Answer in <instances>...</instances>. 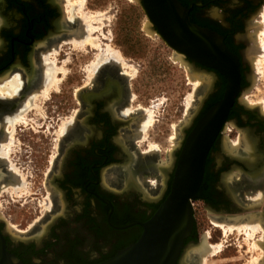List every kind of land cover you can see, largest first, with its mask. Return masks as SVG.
<instances>
[{
    "label": "flooded vegetation",
    "instance_id": "obj_1",
    "mask_svg": "<svg viewBox=\"0 0 264 264\" xmlns=\"http://www.w3.org/2000/svg\"><path fill=\"white\" fill-rule=\"evenodd\" d=\"M179 1L190 8L193 23L222 37L237 57L240 73V88L208 150L194 200L219 220L248 219L260 226V252L253 251L249 257L257 259L254 264H264V197H246V192H264V112L240 99L251 67L246 29L264 0ZM210 9L222 10L221 19L212 16ZM79 25L66 16L64 0H0V87L18 74L23 80L16 95L0 93V191L8 185L22 186L25 181L20 173L30 171L33 183L41 188L35 199L41 201L46 193L45 202L49 190L53 205L42 232L35 227L16 230L6 226L0 214V248L4 246L22 264H98L137 241L143 232L141 223L152 217L171 191L187 137L198 120L223 100L229 82L218 69L193 65L186 58L189 71L211 74L215 82L210 88L205 85L209 93L199 100L196 116L191 115L182 127V140L171 156L168 154L169 162L139 148L143 110H129L132 78L128 67L112 56L96 66L88 82L79 79L86 83L76 90L73 115L64 116V108L51 104L43 121L33 116V106L26 110L30 115L25 118L27 126L17 129L23 121L18 122L16 115L42 86L46 55L51 49L58 50L59 56L66 54L62 48L65 40L80 37V28L84 30L81 36L86 33ZM235 134L242 138L240 146L225 149V139ZM16 142L24 146L18 158L9 151ZM161 171L165 176L159 190L143 196L142 190L148 186V180L143 179L154 174L160 178ZM196 234L194 215L193 229L176 264H200L204 250L190 249L196 244Z\"/></svg>",
    "mask_w": 264,
    "mask_h": 264
},
{
    "label": "rangeland",
    "instance_id": "obj_2",
    "mask_svg": "<svg viewBox=\"0 0 264 264\" xmlns=\"http://www.w3.org/2000/svg\"><path fill=\"white\" fill-rule=\"evenodd\" d=\"M75 1L64 0L66 16L72 22H77L80 26H84L85 31L87 30L85 28L86 25H82V22H80L83 19V24H85V15L99 13L103 15L99 16L101 18L100 20L98 19L99 21L94 20V23L91 22L92 26L98 28L97 31L91 32V35L98 38L101 47L100 49H96L86 45L83 48H77V46L75 48L72 42L81 37L73 36L65 40L62 47L66 54L59 56L58 50H55V53L52 50L50 54H47L46 58L50 60V63H53L54 59H56L54 64L57 69L60 67L63 68L61 70L58 69L59 72L57 71L58 74L56 73V76L58 75L57 79H60L57 88H51V92L44 99H42L43 95L40 93L42 87L38 92H34L35 94L38 93V98L35 100L36 106L34 107L36 108L34 111L36 114L33 116L44 121L46 118V109L51 104L64 108V116L73 115L71 110L73 109V103L77 100V88L83 85V83H86L85 81L88 82L91 73L98 65L96 63L98 57L104 54V51L109 45L111 51L119 55V59L117 60L121 63L124 61L122 64L125 63L129 67L126 70L133 82L132 106H129V109L140 108L144 113L139 130L140 137L137 142L139 148L149 154H157L161 162H169L168 154L178 148L182 140V127L193 114L196 116L195 108L199 100L209 93L210 89L208 90L207 88H210L209 86L214 84V76L211 74H204L205 76L203 74L197 75L195 72L193 76L188 75L190 73L185 62L181 61V58L178 56V58L176 57L175 51L164 42L159 34L146 27L149 25L147 24L149 19L139 0H85L84 8L82 7L83 13L77 10L78 12L75 11L74 17H72L70 5L75 3ZM210 10L212 16L221 19L222 10ZM263 12L264 4L258 9L256 15L252 16L251 23L246 29L248 37L250 38V46L248 48L253 47L248 53L250 54V56L248 55V59L251 64L249 83L240 96L242 101L252 106H258L261 112H264V51H262L260 43L261 32L264 31V25H262ZM79 13L85 15H79ZM72 39L73 41L71 42ZM99 50L101 51L99 52ZM125 64L124 66H126ZM46 69L47 67H45ZM90 69L93 71L91 72ZM63 71L65 73L64 75H62ZM81 78L85 79V81L78 82ZM206 84L207 88L205 89ZM194 96L195 98H193ZM191 98L193 101H191ZM25 115L26 117L30 116L29 113ZM26 117L24 116L23 122L16 125L17 129L27 126L28 120H25ZM150 118L153 119L151 120L153 121L151 124L149 122ZM36 128L40 127L36 126ZM17 136L19 135L16 134L15 137ZM20 139L23 141L21 137ZM240 139L241 137L238 134L228 136L225 139L228 146L225 145L224 148L240 146ZM149 146L152 149H149ZM20 147L24 148L18 142H16V145H12L9 150L12 153L8 152L10 156H15V158L21 156L23 149L20 150ZM13 153H16V155ZM20 174L25 181L22 186H19L15 190V185H8L0 191V214L5 219L6 226L16 230L35 227L39 228V232H42L47 221L46 214L53 208L52 201L50 200V191L48 190L47 192V200L44 199L45 202L42 199L46 196V193L41 197V201H38L35 197H40L41 188H38L33 183L35 179L31 178L32 172L23 171ZM164 176L162 171L160 178L155 174L146 176L143 180H148V186H144L142 190L143 196L156 194ZM231 176L232 173L230 180H232ZM255 195L257 197H264V192H246V197L248 198H256ZM193 206L195 208L194 215L197 234L195 237L196 244L190 249H204V252L199 258L200 264H254L257 259L250 258L249 255L253 251L260 252L258 249L260 247L258 240L262 238L260 227L257 228L256 233L250 235V240L247 238L248 234H246V230L243 229V225L250 224V220H219L211 215L210 209L203 205L202 202L194 200ZM235 225L242 227H238L237 229V227H234ZM252 242L255 243L253 244ZM188 250L189 248L184 252V257L188 255Z\"/></svg>",
    "mask_w": 264,
    "mask_h": 264
},
{
    "label": "water",
    "instance_id": "obj_3",
    "mask_svg": "<svg viewBox=\"0 0 264 264\" xmlns=\"http://www.w3.org/2000/svg\"><path fill=\"white\" fill-rule=\"evenodd\" d=\"M155 31L185 64L199 63L218 69L229 82L222 101L209 109L186 139L172 181L171 191L152 217L142 222L137 241L98 264H176L185 249L184 240L194 226L193 200L202 182L208 150L226 120L239 86V63L222 37L193 23L190 8L179 0H139ZM0 264H22L0 248Z\"/></svg>",
    "mask_w": 264,
    "mask_h": 264
},
{
    "label": "bare ground",
    "instance_id": "obj_4",
    "mask_svg": "<svg viewBox=\"0 0 264 264\" xmlns=\"http://www.w3.org/2000/svg\"><path fill=\"white\" fill-rule=\"evenodd\" d=\"M66 2H68V1H66ZM84 2H85V0H76L75 1V3H70L71 5H70V7H71V13H72V17H74V13H75V11H77V10H79V11H81L82 13H83V11H82V7L84 8ZM68 4H69V2H68ZM70 10V9H69ZM78 12V11H77ZM264 13V12H263ZM69 14H70V11H69ZM81 13H79V15H80ZM81 15H85V14H81ZM100 15H102V14H93V15H88V16H84V17H86V18H84L85 19V24H83V19L80 21V22H82L81 24L82 25H86V27L85 28H87V30L85 31L86 32V34L82 37L81 36V34H83V32L82 31H84L83 30V28H80V29H82V31H78V32H80V37L81 38H79V39H77V40H74L73 41V39L71 40V42H72V45H74L75 46V48H76V46H77V48L78 47H81V48H83L84 46H91V47H93V48H99L100 49V43H99V40H98V38L97 37H93L92 35H91V32H94V31H97L98 30V28L96 27H94V26H92L91 25V22H95L94 20H100L101 18L99 17ZM103 16V15H102ZM80 17V16H79ZM66 18V17H65ZM80 19V18H79ZM77 20H78V18H77ZM98 20V21H99ZM100 23H102V22H100ZM147 24H150L149 22L147 23ZM262 25H264V15H263V24ZM80 26V25H79ZM84 27V26H83ZM148 29H149V27L148 26H146ZM264 27V26H263ZM77 28V27H76ZM261 30H263V29H261ZM74 32V31H73ZM84 32V33H85ZM260 33V32H259ZM262 34V36H261V49H262V51H264V31H262L261 32ZM75 34H76V32H75ZM78 34V33H77ZM76 34V35H77ZM79 35V34H78ZM77 35V36H78ZM253 35H254V33H253ZM78 38V37H77ZM75 39H76V37H75ZM71 44V43H70ZM102 44V43H101ZM106 47V46H105ZM253 46H251V48H252ZM54 48V47H53ZM57 48H58V46H57ZM73 48V47H72ZM59 49V48H58ZM91 50V49H90ZM258 50V49H257ZM51 51H52V49H51ZM101 50H99V52H100ZM252 51V50H251ZM54 53H55V50L53 51ZM249 52V51H248ZM253 52V51H252ZM261 52V51H260ZM119 53V52H118ZM254 53V52H253ZM49 54H50V52H49ZM53 55V54H52ZM57 55V54H56ZM55 55V56H56ZM97 55V54H96ZM121 55V54H120ZM249 56H250V54H248ZM47 56V55H46ZM45 56V57H46ZM99 56V55H98ZM110 56H112V57H115V59H119V55H116L115 53H113L112 51H111V49H110V47H109V45L107 46V48H106V50L104 51V54H102L101 56H99L98 57V60H97V62L96 63H98L99 64V62H103V61H105V60H107V59H109V58H111ZM117 56V57H116ZM178 55H176V57H177ZM263 56H264V54H263ZM43 57H44V54H43ZM179 57V56H178ZM177 57V58H178ZM262 57V56H261ZM251 58V57H250ZM52 59V58H51ZM68 59V58H67ZM97 59V58H96ZM264 59V58H263ZM112 60V59H111ZM121 60H122V58H121ZM43 61V60H42ZM45 61H47V62H45L46 63V65H45V67H47V69L45 70V73H44V80H42L43 82V84H42V90H40V93H42V95H43V98L42 99H44V97L46 96V95H48V93L49 92H51V88H53V87H55V88H57V84L59 83V80L60 79H57V76H56V73H57V71H58V69L59 70H61L63 67H60V68H58L57 69V67L55 66V61H56V59H54V62L52 63H50V60L48 59V58H46L45 59ZM116 61H118V60H116ZM126 61V60H125ZM182 61V60H181ZM110 62V61H109ZM113 62V61H112ZM124 62V61H123ZM122 62V63H123ZM120 63V62H119ZM263 63H264V61H263ZM125 64V63H124ZM123 64V65H124ZM94 65V64H93ZM96 65V64H95ZM102 65V64H101ZM126 65V64H125ZM187 65V64H186ZM127 66V65H126ZM188 66V65H187ZM186 66V67H187ZM190 66V65H189ZM130 67H132V66H130ZM43 68V67H42ZM90 68H91V65H90ZM94 68V67H93ZM129 68V67H128ZM131 70V69H130ZM192 70V69H191ZM42 71V70H41ZM44 71V70H43ZM90 71L92 72L93 70H91L90 69ZM96 71H97V69H96ZM96 71H94L95 73H96ZM133 71V70H132ZM59 72V71H58ZM66 72V71H65ZM89 72V71H88ZM90 72V73H91ZM94 72H92L91 74H92V76H93V73ZM135 72V71H134ZM89 73V74H90ZM189 73L190 74H188L189 76L191 75V76H193V73L194 72H192V71H189ZM199 73H201V72H196V74L198 75ZM58 74V73H57ZM61 74H62V72H61ZM65 73H64V71H63V74L62 75H64ZM132 75V74H131ZM204 75V74H203ZM13 76V75H12ZM195 76V75H194ZM205 76V75H204ZM211 76V75H210ZM7 78H8V76H7ZM191 78V77H190ZM194 78V77H193ZM192 78V79H193ZM6 79V78H5ZM4 80V79H3ZM2 81V80H1ZM6 82V81H5ZM194 82V81H193ZM195 82H197V81H195ZM4 83V82H3ZM3 83H1V84H3ZM22 85H23V80H22V78H21V76L18 74V75H15V76H13L10 80H8L7 81V83H5L4 84V86H2V87H0V93H7L8 94V96H14V95H16L19 91H20V89H21V87H22ZM197 88V87H196ZM197 90V89H196ZM34 93V92H33ZM32 93V94H33ZM5 96H6V94H5ZM38 95L37 94H35V95H31V97L26 101V103H25V105H24V108L21 110V112L18 114V115H16V120L19 122H21V121H23L24 119V116L26 117V115H25V113L27 112L26 110H28V108H30V107H33V106H36V104H35V100L38 98L37 97ZM40 96V95H39ZM27 97H29V96H27ZM193 98H195V96L193 97ZM192 99V98H191ZM44 101V100H43ZM191 101H193V99L191 100ZM191 103H193V102H191ZM39 106V105H38ZM195 106V105H194ZM36 108V107H35ZM128 110V109H127ZM130 110V109H129ZM189 112H190V110H189ZM197 112V111H196ZM147 113H149V112H147ZM144 114V113H143ZM150 114H151V112H150ZM149 116V115H148ZM147 116V117H148ZM193 116H194V114H193ZM150 117V116H149ZM142 118H143V116H142ZM147 119V118H146ZM16 120H15V122H16ZM151 120H153L152 118H150V120H149V122H150V124H151V122H153V121H151ZM13 121V120H12ZM146 122V121H145ZM144 122V123H145ZM71 123H72V120L69 122V124H67V127L69 126V125H71ZM143 123V124H144ZM147 124V123H146ZM146 124H145V126H146ZM11 125H13V124H11ZM141 125V124H140ZM14 126V125H13ZM12 126V127H13ZM64 127V126H63ZM61 128H62V126H61ZM65 128H66V126H65ZM65 128H63L62 130H64ZM14 128H12V130H13ZM141 129H142V127H141ZM146 129V128H145ZM177 129V128H176ZM62 130L60 131V132H62ZM145 131V130H144ZM64 132V131H63ZM11 134H12V131H11ZM143 134V133H142ZM182 134V133H181ZM176 135V134H175ZM174 136V135H173ZM247 135H245V137H246ZM141 137H144V136H141ZM176 138V137H175ZM246 138H248V137H246ZM142 139V138H141ZM249 139V138H248ZM240 140H242V138L240 139ZM245 140H247V139H245L244 138V142H245ZM177 141V140H176ZM248 141H250V140H248ZM178 143V142H177ZM242 143H243V141H242ZM251 143V142H250ZM244 145L245 144H247L246 142L245 143H243ZM3 145V144H2ZM227 145V144H226ZM151 146V145H150ZM149 146V149H152L151 147ZM175 146V145H174ZM243 147V146H242ZM246 148H247V145L245 146ZM1 148H2V146H1ZM227 148V147H226ZM229 148V147H228ZM228 148H227V150H228ZM3 149V148H2ZM235 149V148H234ZM230 150V149H229ZM233 150V149H232ZM235 150H237V148L235 149ZM247 150H248V148H247ZM151 151V150H150ZM155 151V150H154ZM153 151V152H154ZM171 151V150H170ZM231 151V150H230ZM172 152V151H171ZM169 153L170 154V156H171V154L172 153ZM169 156V157H170ZM253 157V156H252ZM170 159V158H169ZM172 159V158H171ZM171 164V163H170ZM17 188H19V187H17ZM16 187H15V190L17 189ZM257 195V194H256ZM255 195V196H256ZM257 197V196H256ZM253 202V201H252ZM251 203V202H250ZM252 204V203H251ZM250 205V204H249ZM248 210V209H247ZM249 210H250V208H249ZM244 214V213H243ZM253 217V216H252ZM247 218V217H246ZM239 221V220H238ZM251 221V220H250ZM241 222V221H240ZM243 222V221H242ZM253 221H251V222H249V223H252ZM247 223H248V221H247ZM260 223V222H259ZM258 224V223H257ZM243 225V224H242ZM260 225V224H259ZM234 227H237V229H238V225L236 226H234ZM240 227H242V226H240ZM239 227V228H240ZM260 226H258L257 227V225H253V224H248V225H243V229H245L246 230V234H248V236H247V238H251V236L250 235H253V233H256V230H257V228H259ZM263 227V226H262ZM230 228V227H229ZM261 228V227H260ZM230 230H232V229H230ZM263 230V229H262ZM258 231H259V229H258ZM225 232H227V231H225ZM261 232V231H260ZM264 232V231H263ZM244 233V232H243ZM262 233V232H261ZM245 234V233H244ZM253 238H254V236H252ZM246 238V239H247ZM251 240V239H250ZM253 240V239H252ZM204 241V240H203ZM248 242V241H247ZM253 244L255 243V242H252ZM201 245H203V244H201ZM256 245V244H255ZM253 247H254V245H253ZM256 247V246H255ZM218 249V248H217ZM204 250V249H203ZM206 250V249H205ZM221 250V249H220ZM204 252V251H203ZM202 252V253H203ZM206 252V251H205ZM260 256V255H259ZM255 260H256V258H255ZM254 263H256V262H254Z\"/></svg>",
    "mask_w": 264,
    "mask_h": 264
}]
</instances>
